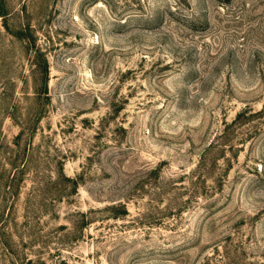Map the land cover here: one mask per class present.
<instances>
[{
	"label": "rangeland",
	"instance_id": "obj_1",
	"mask_svg": "<svg viewBox=\"0 0 264 264\" xmlns=\"http://www.w3.org/2000/svg\"><path fill=\"white\" fill-rule=\"evenodd\" d=\"M1 13L0 264H264V0Z\"/></svg>",
	"mask_w": 264,
	"mask_h": 264
},
{
	"label": "trees",
	"instance_id": "obj_2",
	"mask_svg": "<svg viewBox=\"0 0 264 264\" xmlns=\"http://www.w3.org/2000/svg\"><path fill=\"white\" fill-rule=\"evenodd\" d=\"M2 12V0H0V14L3 18H5V15L1 13ZM5 22V20H4ZM6 23H4V26L7 28V25H5Z\"/></svg>",
	"mask_w": 264,
	"mask_h": 264
}]
</instances>
